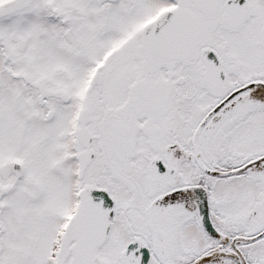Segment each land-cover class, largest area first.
I'll return each mask as SVG.
<instances>
[{"label": "snow or ice", "instance_id": "6c2138e0", "mask_svg": "<svg viewBox=\"0 0 264 264\" xmlns=\"http://www.w3.org/2000/svg\"><path fill=\"white\" fill-rule=\"evenodd\" d=\"M0 264H264V0H0Z\"/></svg>", "mask_w": 264, "mask_h": 264}]
</instances>
